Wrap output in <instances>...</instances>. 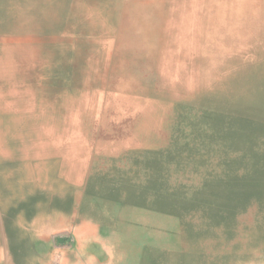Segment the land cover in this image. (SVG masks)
I'll return each mask as SVG.
<instances>
[{"label":"rangeland","instance_id":"rangeland-1","mask_svg":"<svg viewBox=\"0 0 264 264\" xmlns=\"http://www.w3.org/2000/svg\"><path fill=\"white\" fill-rule=\"evenodd\" d=\"M0 76L16 140L93 143L113 203L264 249V0H0Z\"/></svg>","mask_w":264,"mask_h":264},{"label":"crops","instance_id":"crops-1","mask_svg":"<svg viewBox=\"0 0 264 264\" xmlns=\"http://www.w3.org/2000/svg\"><path fill=\"white\" fill-rule=\"evenodd\" d=\"M25 99L0 100V264H260L220 223L113 203L93 143L16 140Z\"/></svg>","mask_w":264,"mask_h":264},{"label":"bare ground","instance_id":"bare-ground-1","mask_svg":"<svg viewBox=\"0 0 264 264\" xmlns=\"http://www.w3.org/2000/svg\"><path fill=\"white\" fill-rule=\"evenodd\" d=\"M5 53V52H4ZM4 69V68H3ZM1 77V76H0ZM8 81V80H7ZM10 81V80H9ZM261 178H263V177H261ZM257 179V178H256ZM246 180V179H245ZM253 180H255V179H253ZM259 180V179H258ZM257 180V181H258ZM264 192V191H263ZM253 195V194H252ZM258 195V194H257ZM263 195V194H262ZM246 198H247V196H246ZM259 198V197H258ZM262 198V197H261ZM260 199V198H259ZM263 199V198H262ZM247 200V199H246ZM236 201V200H235ZM253 201H254V199H253ZM261 201V200H260ZM251 202V201H250ZM262 202H263V200H262ZM240 203H242V202H240ZM231 204H233V203H231ZM231 204H229V206L231 205ZM235 204V203H234ZM246 204V203H245ZM241 205H243V204H241ZM240 205V206H241ZM258 206V205H257ZM237 207V206H236ZM260 208H261V206H260ZM235 209V208H234ZM237 209V208H236ZM243 209V208H242ZM255 212V211H254ZM257 213V212H256ZM255 213V214H256ZM260 213V212H259ZM244 215V214H243ZM251 215H252V213H251ZM256 216V215H255ZM262 216V215H261ZM262 218V217H261Z\"/></svg>","mask_w":264,"mask_h":264}]
</instances>
